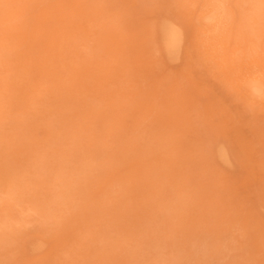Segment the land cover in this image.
<instances>
[{"label": "rangeland", "instance_id": "rangeland-1", "mask_svg": "<svg viewBox=\"0 0 264 264\" xmlns=\"http://www.w3.org/2000/svg\"><path fill=\"white\" fill-rule=\"evenodd\" d=\"M44 1L45 3H43ZM81 1H85L86 3ZM87 1L5 0L2 1L4 4H2V2L0 3V17L3 18L2 22L0 18V25L4 24L0 28V41L3 40V42H0V72L4 73H2V76H0V101L3 100V102H0V108H2L0 110V117H4L6 120L8 119L6 121L5 119L0 118V184H2L0 187V264H32L34 261L36 262L33 264H37L38 260L40 261L38 262V264H162L163 262L164 264H166L165 262H167V264H264V259H262L264 258V105L261 106V104H264V101H261L264 99V97L254 96L253 94H251V96L247 89L241 88H247V86L243 85L246 83V81L254 78L255 76H260V74L264 72V52H262V48L264 50V12L261 13V11L264 9V6L263 9H260V7H262L261 5L264 4V0L262 2L258 0L260 7L259 4H257V0L253 2V7L250 4L253 0H250L251 2L249 0H246V5H244L246 3L245 1L226 0L227 3H229L227 6H224V3L227 4L226 1L223 0L222 2V0H217L220 3H223V5H220L219 8L216 7V9L218 8L217 10L214 9L217 5L213 7V5L217 2H213L215 0H210L211 2H209V0H201L200 2L203 3H200L199 0V3L195 0H191L192 3H190V0H188L189 2L186 0L187 6L185 5V2H183V0H93L95 2L97 1L96 3L94 2L95 4H91L93 2H90L91 0L89 2ZM179 1L183 3H179ZM193 1L197 3H193ZM206 1L208 2L209 7H207L208 4L205 5V3H207ZM235 1L239 6L235 4ZM9 2L11 3V10L9 8H5L6 5L9 6ZM178 3L179 5L183 4V7L181 5L180 7ZM210 3H212L213 5L211 6ZM233 3L236 6H234ZM195 4H197V7H195ZM3 5L4 7H2V9L1 6ZM92 5H95L96 7ZM191 5L193 6V8ZM203 5L206 7H204ZM248 5H250V7ZM245 6L249 10H256L257 13L259 12V10L257 11L258 7L260 9L261 15H258L259 13L257 14L256 12L252 13L253 10H251V13H249L250 11H246L247 8L245 9ZM200 7L206 8L204 9L206 12H202V14L200 11ZM210 7H212V11H214V14L210 11ZM237 7H241V10H238ZM224 8L227 13H224ZM6 9H8L10 15L7 14L8 12H6ZM204 10L202 9V11ZM218 10L221 12H219ZM244 10L248 12L247 17L250 16L252 18V15L257 14L259 18H262L259 19V21H261V24L256 21V19L258 20V16L256 18H254L253 16V18L250 19L251 22L253 21L255 23L256 21L255 25L257 26L252 27L254 26V23L252 22V25L249 22L251 26L250 27L246 20L244 23V17L247 19ZM208 12L212 13L213 18L209 16L211 14ZM217 12H219L220 15ZM228 12H231L233 14L234 18L230 19L232 21L234 20V25H229L233 23H231V20H228L229 24L228 22H225L227 21V19H225L226 16L232 17L231 13L228 16ZM2 13L4 15L7 14L8 16L6 15L4 18V15ZM204 13L207 17L204 16ZM221 13L223 20H217L218 23H216L218 25L216 26L215 19H217V17L221 19ZM238 13H243V15L241 16V14ZM99 14L100 17H98L97 19V15ZM101 15H103L104 17ZM9 16H11L13 19L15 18L16 20H13ZM198 16L201 18H199ZM240 16L241 18L243 16L244 17L241 19ZM162 17H166V20ZM167 17L170 18V20L172 19V23L174 21L176 25L177 23L180 24L178 26H181L183 29H185V31H182L185 32L184 37H187V39H184V43H182V51L184 53L181 51L182 54L180 53L179 55H182L181 58L179 57L174 60H170L168 56H163L165 52L162 51V44H160L161 41L159 40L160 37L158 38L160 34L157 33L158 36L154 35L156 34L155 32H160V29L157 30L159 28V26H157L159 22V25L166 21L170 22ZM210 17L213 21L208 20L210 19ZM206 18L208 19L206 20ZM239 18L242 20L241 22L238 20ZM9 19L10 22L7 23L6 21H9ZM248 19L247 21H249ZM11 20H13L14 22H12ZM175 20L178 21L175 22ZM221 21H223L224 23ZM208 22L209 24H206ZM199 23H202L203 25H205V27L203 25L200 26ZM243 23L247 24L249 27L244 25ZM11 24L15 25L12 26ZM219 24H221L222 28L219 27ZM222 24H225V26L227 27L223 29L224 25ZM240 25H243L242 28H240ZM202 26L204 28H202ZM206 26H208V29ZM14 27L16 28L14 29ZM213 27H215V29ZM238 27L240 29L247 27L245 28V30H248L247 32H245L244 29L237 30ZM151 28L155 31L151 32ZM209 28L212 32L209 30ZM251 28L253 30H255L256 28V30L253 31ZM186 29H188V31H186ZM206 30L207 32L210 31L208 32L209 37L213 41L208 39L209 37H207L208 33H206ZM222 30L225 33L228 32L227 30L230 31L228 32L230 33V35L226 34L229 39L226 38L225 34V37L223 36L224 32ZM234 30L239 32H235ZM216 31L217 34L215 33V35H219L217 36L218 38L213 35V32ZM76 32L80 33V35L82 34V38ZM252 32L255 34H253ZM202 33L204 35H202ZM210 33H213L212 35L215 39H213L212 35L210 36ZM247 33H249L250 35L248 34V38L245 39L247 37L245 34ZM257 33L259 36L257 35ZM234 34L237 35V38L239 37V34L241 36L243 34L240 39L242 40L245 37L243 40L247 41L244 42L242 40V42H240L241 40L238 38L237 40L239 41L237 42L236 37H234L236 35ZM251 35L256 38L258 36L257 39L254 38L255 43H258L257 41H259L256 47H254L255 43L251 42H254V40H251ZM220 36L222 37L219 38ZM75 38H78V41ZM26 39L28 40L26 41ZM219 40L220 43L218 42ZM249 41L250 44H253L254 46H251L249 44V46H247V42L249 43ZM80 42L82 44V47ZM156 43L158 44V46H156ZM213 43L216 44V49H213V47L215 48V45H212ZM242 43L243 46H240ZM1 44L3 45V48ZM235 44L236 47L238 46V48L235 47ZM153 45L155 51L152 49ZM210 45V48H212L213 51L212 49L209 50L210 48H206ZM233 47H235L236 50L235 48L232 49ZM239 47H242L241 50ZM247 47L253 49V52H250L251 49ZM101 48L102 50H100ZM257 48L259 49V51ZM76 49L78 51H75ZM237 49L240 50H238L240 54H244V52L245 54L240 55ZM247 49L249 50V53H247ZM255 49H257L258 53H256ZM220 50H222L223 52ZM10 52L12 56H9ZM154 52H156V55H153L155 54ZM261 52L263 53V55L261 54ZM88 53L90 55H88ZM157 53H159L158 55H161V57H157ZM235 53L236 55L238 54V57H240L238 59L239 62H237L238 57L235 55ZM92 55L95 58L92 57ZM245 55H248L249 58ZM224 56L225 58H223ZM242 56L245 59H242ZM256 56L259 58H257ZM166 59L168 60V62L166 61ZM178 59L180 60L178 61ZM230 59L234 60L232 61L233 63L231 62L234 68H231V66L229 65L231 61ZM195 60H197V64L195 63ZM160 62H162L163 64H160ZM223 62L227 65L223 64ZM243 62L244 64H242ZM259 62L261 63V65H258L260 64ZM3 64H5V66ZM236 64L239 65L236 66ZM162 65H167L164 67V70ZM215 65L216 67H214ZM227 66L231 68V71L230 68L229 70H227ZM238 66V71L240 73L244 71V75L238 73L236 68ZM260 67L263 69L262 72V69L260 70ZM218 68H221L223 72ZM241 68L243 69L241 70ZM217 70L218 72H216ZM234 70L236 73L234 72ZM250 70L253 71V73L254 70H256V73L253 75V73L251 72L252 74L250 73L248 75ZM63 71L67 72L64 73ZM219 71L222 74H218ZM245 71L247 74L245 73ZM20 72L22 74H19ZM9 73L10 75H8ZM227 73L229 76H231V79L234 82L230 79ZM230 73H235L236 75H230ZM258 73L259 75H257ZM180 75L183 79L186 80H182V82V78H179L181 77ZM218 75L220 77H218ZM239 75H241V77ZM263 75L261 74V76ZM235 77H239L240 79L238 78L237 80H235ZM223 78H228L229 81L228 79L226 81H228L230 84L234 83L238 85L240 89L237 86L233 88L234 84L233 86L229 85V83L226 82ZM261 78H263L264 80V77ZM23 79L27 81H23ZM221 80H224L225 82H222ZM241 80L243 81V84ZM236 81L238 82L236 83ZM225 83H228L229 86H227ZM108 84H110L111 86ZM193 84H195V86H193ZM118 86L121 88H119ZM40 87L41 89H43L42 91H40ZM230 88H232L233 90H231ZM237 90H240L238 91L240 93H238ZM39 91L42 93H40ZM43 91L45 93H43ZM234 91L235 94L237 93V96H235ZM176 92L180 93L177 94ZM38 93L41 95H39ZM159 93L161 95H159ZM194 93L198 96L194 95ZM47 94L50 97H48ZM79 94L81 97L79 96ZM180 94L182 95L179 96ZM238 94L240 96H238ZM247 94L248 97L253 98L247 99ZM213 95H215V98H212L214 100L211 99ZM37 96L38 98H36ZM217 96L218 98H216ZM237 97L239 98L237 99ZM35 98L38 101H36ZM42 98L44 101L41 103L40 100H42ZM205 98L207 99V101ZM254 99H257L258 101H254ZM55 101L56 103L54 104ZM63 101L65 103H63ZM157 101L159 103H157ZM244 101H247V104ZM254 102L256 104H254ZM257 102L260 104L258 106L260 107V109L256 108L258 105ZM85 103H87V105ZM103 103L105 105H103ZM172 103H174L175 105ZM38 104L40 106H38ZM252 105H256L254 107L256 108L255 112H253L254 109ZM227 111L229 112L227 113ZM43 112H45L46 115L48 113L49 116L47 115V118L45 117L44 119H42L43 116H46ZM35 113H37V115ZM165 113H167V116ZM52 114H55V117L56 115H58L57 117H59L60 115L62 116H60L58 120L51 116ZM149 116L151 117L149 118ZM33 117L35 120L33 119ZM202 117L203 120H201ZM38 118L40 119V121ZM81 119L82 121H80ZM142 119H144L143 122ZM146 119H148L149 122H147ZM45 121L46 123L48 122L47 125L51 123L53 124V122L55 123L56 121L55 124H57V126H55V124H53L54 126L52 124L51 126H47L44 124ZM34 123H36L37 126ZM142 123L144 124L142 125ZM31 126L33 128H31ZM59 126L61 127L59 128ZM123 126L125 128H123ZM206 126L208 128L210 126L211 127L209 129H206ZM212 127L214 128L212 129ZM2 128L3 130H1ZM60 129H62L63 131ZM134 129L137 132L134 131ZM42 130L44 132H42ZM78 130L79 132L81 131V133H79ZM98 131L100 135L98 134ZM38 132L40 133L38 134ZM213 138V141L218 143L214 144V142H212V144L211 142H209L211 141L210 139ZM111 139H116V141H113ZM122 139L123 141H121ZM140 139H142V141ZM57 140H59L60 143ZM109 141L112 143L110 144ZM127 142L128 144H126ZM56 143H58L59 145ZM137 143L139 146L136 145ZM210 143L212 149L214 148L216 150L211 151ZM222 143L224 144L222 145ZM144 144L145 146H148V148H145ZM168 144L169 146H166ZM141 145L143 146V148H140L142 147ZM214 145L216 146L213 147ZM221 145L223 146L222 148ZM111 146L113 148H111ZM217 146L220 148H218ZM227 146L230 151H228V149L226 150ZM40 147L45 148L42 149ZM146 150L150 151L147 152ZM139 151L143 152H141L140 154ZM102 152L104 153V155H102ZM130 153L132 154V156L130 155ZM143 153L144 155H142ZM218 153L222 157L218 156ZM226 153L229 155H227V157H229L230 160L225 157ZM5 154L8 156L6 157ZM212 154L216 158L214 157L213 159ZM119 155H121L120 157L123 156L122 159L118 157ZM129 155L130 157L128 158ZM72 157L74 159L76 158L77 160H74ZM30 158H32V161ZM130 159L133 160L130 161ZM52 160H54V162ZM70 160L72 161L69 162ZM92 161L96 162L93 163ZM221 161L225 164H223ZM226 161L228 162L227 165ZM10 162L12 163L10 164ZM45 162L48 164H45ZM107 162L110 164L109 166L107 165ZM231 163L233 164V166L231 165ZM35 165L36 167H38H35L36 170L33 167ZM88 165L90 167H88ZM98 165L100 166V169L98 168ZM11 167L15 168L11 169ZM40 167L43 172L40 171ZM84 167L85 169H82ZM109 167H111L112 170ZM86 168L89 172H85ZM108 168L110 169V171ZM75 170L79 171L77 172V176ZM221 170H223V172ZM90 171H93L94 173ZM163 171H165L164 174ZM113 173L116 174L114 175ZM78 174H81L79 175V178H77ZM50 175L52 178H48L50 177ZM163 176H165V178ZM40 177L41 179H43L44 177V179L41 180ZM99 177L101 180L99 179ZM70 178L72 179L70 180ZM75 178H77L78 180H74ZM28 179L29 181H27ZM46 181H48L49 183ZM67 181L70 182L69 185L71 186L68 185L67 187ZM77 181L78 184L81 185H78L76 183ZM112 181H114L116 184ZM12 182H14V184ZM46 183L48 185H46ZM61 183L64 185L66 183L67 184L64 186ZM161 183L164 187H162ZM169 183L171 184L170 186H168ZM27 185H29V187ZM36 185L39 188H37ZM55 185L57 186L56 189ZM60 185H62L63 187ZM117 185L120 186L123 190L117 187ZM10 186H13L14 188L11 187L12 189H10ZM142 186L144 187V189ZM73 187L74 189H72ZM201 187H207V190L203 191L205 193L199 190ZM13 189L15 190L13 191ZM140 189H142V191ZM68 190H70V194L68 193ZM73 190L74 192H72ZM136 190L140 193L136 192ZM8 191H10V193ZM49 191L52 192V194L49 193ZM53 192H55L54 194L59 201H55V199L57 198L53 197L55 196ZM59 192L62 193L60 194ZM80 192H82L81 195ZM45 193H47L50 197H48ZM120 193L122 194V196L120 195ZM14 195L16 196L14 197ZM58 195L61 197H59ZM65 195L67 197H65ZM187 196L188 198H186ZM69 197H71L73 200ZM76 197H78V199L74 200ZM183 198L186 199H184L185 202ZM69 199L72 200L71 203ZM109 199L110 202L108 201ZM173 199H176V201H173ZM188 199H193L194 202L192 200L189 201ZM196 199L197 201H195ZM146 200H148L149 202H147ZM177 200L179 201L177 202ZM187 200L189 201V203ZM53 201H55L56 204ZM51 202L54 206L56 205V208L52 205ZM62 202L64 204H62ZM174 202L176 205L174 204ZM5 203L8 205H6ZM58 203L59 207L57 206ZM115 203L117 204L115 205ZM127 203H129V205ZM134 204L136 206H134ZM9 205L11 207L13 206L12 211L9 209ZM117 205L118 207L119 205H121L119 209ZM170 205L173 207L169 208ZM18 206H20V208ZM60 206L65 207V209L63 207L61 208ZM185 206H187L188 208ZM3 207H5L6 210H4L5 208L3 209ZM179 207L181 209H179ZM183 207L184 209L187 208V210H184ZM17 208L20 210H18ZM56 209L58 211L56 212L57 215L58 213L61 214L60 219H58L59 215L57 216L55 213ZM126 209H128V211H125ZM169 209H171L172 213L169 212ZM177 209L179 210V214H177ZM8 210H10L11 212ZM108 210H110L111 212ZM131 210L133 212H130ZM25 211H27L26 213L27 215H29V218H23L26 215ZM46 211L48 213L45 214L44 212ZM66 211L68 213H66ZM100 211L103 214H101ZM113 212H117L118 214H114ZM125 212H130L127 214L129 218H127ZM167 212L169 213L168 215H171L172 217L170 219L168 218V220L166 217L168 216L167 214L164 218V214ZM121 213L125 215H122ZM158 213H160L159 216ZM48 214H50V216ZM173 214H176V219H174ZM43 215L45 217H43ZM34 216L36 220L33 219ZM19 217L20 219H18ZM157 217H159L160 219H158ZM39 218L40 220H45L43 223L44 226L43 224H41L42 220L40 221ZM3 219L9 220V222L7 223L6 220V223H4ZM37 219L40 223L37 222ZM110 219L112 222L109 223L107 220L110 221ZM138 219H140V221ZM14 220H16V222H14ZM141 220L145 222V225ZM17 221H19L21 224L17 223ZM50 221H57V223L52 222L51 224ZM58 222L60 224H58ZM162 222H164L163 225H161ZM48 223H50L51 226ZM146 223L148 224L146 225ZM138 224L139 227H137ZM2 225L4 227H2ZM6 225L8 228L6 227ZM57 225L59 226V228ZM164 225H166V227L168 228L166 229L167 231L164 230V228H166ZM113 227L115 228V234L113 232ZM132 227H136V229L133 230ZM249 227L253 228V230ZM36 228H39V230ZM141 228L143 229L140 230ZM152 230H155L154 233L156 236H154L153 232L151 233ZM247 230L249 231L247 232ZM98 231H100V234ZM162 231L166 232L163 233ZM136 232L138 233L136 234ZM44 233H47L48 235H43ZM168 233H170V235ZM33 237L34 239L38 240H34ZM173 237H175L176 240H174ZM28 238L31 239L27 240ZM91 239H94L95 241ZM172 239L174 243H171ZM120 240L122 241V244ZM2 242H4L5 244L7 243V245ZM131 242L132 245L134 244V242L135 244L132 246ZM41 243L43 248L42 246L39 247V244ZM106 243L109 245H106ZM8 244H10L11 246H8ZM193 246L195 248H193ZM127 247H129V249H127ZM119 248L121 251L118 250ZM193 249L195 250V252ZM119 254H121L120 257ZM139 257L142 258L140 259ZM160 260H163V262Z\"/></svg>", "mask_w": 264, "mask_h": 264}, {"label": "bare ground", "instance_id": "bare-ground-1", "mask_svg": "<svg viewBox=\"0 0 264 264\" xmlns=\"http://www.w3.org/2000/svg\"><path fill=\"white\" fill-rule=\"evenodd\" d=\"M0 1H1V0H0ZM2 1H5V0H2ZM2 1H1V2H2ZM9 1H10V0H9ZM14 1H15V0H14ZM42 1H43V0H42ZM86 1H87V0H86ZM89 1H90V0H89ZM89 1H87V2H89ZM92 1H93V0H91L90 2H92ZM187 1H188V0H187ZM195 1L198 2V0H195ZM195 1H193V3H197V2H195ZM200 1H201V0H199V2H200ZM202 1H203V0H202ZM207 1H208V0H207ZM207 1H206V2H207ZM211 1H212V0H211ZM211 1L209 0V2H211ZM216 1H217V0H215V1H213V2H216ZM220 1H221V0H220ZM224 1H226V0H224ZM241 1H245V2H246L244 5L247 4V1H246V0H241ZM241 1H240V2H241ZM249 1H250V0H249ZM254 1H256V0H253L252 3H250V4H251V5L254 4V3H253ZM257 1H258V0H257ZM259 1L262 2L263 0H259ZM259 1H258L257 4H259ZM1 2H0V3H1ZM62 2H63V1H62ZM81 2L86 3L85 1H81ZM94 2H95V1H93L91 4H95L97 1H96L95 3H94ZM102 2H103V1H102ZM176 2H177V1H176ZM183 2H185V5H186V0H185V1L183 0ZM183 2H180V1H179V3H183ZM188 2H189V1H188ZM199 2H198V3H199ZM204 2H205V1H204ZM222 2H223V0H222ZM222 2H221V3H222ZM228 2H229V1H228ZM250 2H251V1H250ZM5 3H6V2H5ZM9 3H10V2H9ZM9 3H8V4H9ZM25 3H26V2H25ZM29 3H30V2H29ZM43 3H45V1H44ZM99 3H101V2H99ZM179 3H178V5H179ZM190 3H192L191 0H190ZM200 3H203V2H200ZM219 3H220V2L217 1L214 5H213L212 3H210V5H211V6L213 5V7H214L215 5H217V6H215V8H214V9H216V7L219 8L220 5H221V6L223 5V3H222V4H221V3L219 4ZM226 3H227V1H226ZM255 3H256V2H255ZM2 4H4V3L2 2ZM6 4H7V3H6ZM35 4H36V2H35ZM41 4H42V3H41ZM41 4H40V5H41ZM88 4H89V3H88ZM111 4H112V3H111ZM207 4H208V2L205 3V5H207ZM218 4H219V5H218ZM228 4H229V3H227V4L224 3V6H227ZM233 4H234V3H233ZM235 4H237L236 1H235ZM235 4H234V6H236ZM240 4H241V3H240ZM242 4H243V3H242ZM0 5H1V4H0ZM80 5H81V4H80ZM180 5L182 6L183 4H180ZM180 5H179V6H180ZM188 5H189V4H188ZM196 5H197V4H195V7H197ZM201 5H202V4H201ZM237 5H238V4H237ZM7 6H8V5H6L5 8H9L10 10L12 9V8H10L11 3L9 4L8 7H7ZM92 6H95V5H92ZM99 6H100V5H99ZM181 6H180V7H181ZM186 6H187V5H186ZM186 6H184V7H186ZM191 6H192V5H191ZM203 6H204V5H203ZM203 6H202V7H203ZM238 6H239V5H238ZM242 6H243V5H242ZM248 6L250 7V5H248ZM253 6H254V5H252V7H253ZM256 6H257V5H256ZM256 6H255V7H256ZM261 6H262V7H260V4H259L260 9H261V8L263 9L264 4H262ZM2 7H4V5L1 6V8H2ZM38 7H39V6H38ZM95 7H96V6H95ZM182 7H183V6H182ZM195 7H194V9H195ZM198 7H199V6H198ZM204 7H206V6H204ZM207 7H209V4L207 5ZM252 7H251V8H252ZM255 7H254V8H255ZM5 8H4V10H5ZM17 8H18V7H17ZM188 8H190V7H188ZM188 8H187V9H188ZM192 8H193V6H192ZM218 8H217V9H218ZM237 8H238V7H237ZM246 8H247V7L245 6V9H246ZM2 9H3V8H2ZM2 9H1V10H2ZM89 9H90V7H89ZM107 9H108V7H107ZM202 9L204 10V9H206V8H201V7H200V11H201V13H202V12H206L205 10L202 11ZM210 9H211L210 11L213 12V14H214V11H212V7H210ZM217 9H216V10H217ZM221 9H222V7H221ZM239 9L241 10V7L238 8V10H239ZM255 9H256V8H255ZM260 9L257 7V11L259 10V12H258L259 14L256 12V10H254V9H251V10H253L252 13H253V12H254V13L256 12L258 15H261V13L264 12V11H263L264 9L261 11V13H260ZM17 10H18V9H17ZM91 10H92V9H91ZM189 10H190V9H189ZM223 10L225 11V8H224ZM226 10H227V9H226ZM248 10H249V9L247 8L246 11H248ZM251 10H249V11H250L249 13H251ZM35 11H36V9H35ZM92 11H93V10H92ZM183 11H184V10H183ZM208 11H209V9H208ZM218 11H219V10H218ZM224 11H223V12H224ZM228 11H229V9H228ZM244 11H245V10H244ZM246 11H245L244 13H246V17H247V16H248V15H247L248 12H246ZM6 12H8L7 14H9L8 9H6ZM194 12H195V11H194ZM211 12H208V13L211 14V15H209V14H208V15L212 17L213 15H212ZM219 12H221V11H219ZM219 12H217V13L219 14ZM242 12H243V9H242ZM11 13H12V12H11ZM27 13H28V12H27ZM95 13H96V12H95ZM98 13H99V12H98ZM224 13H227V11H225ZM230 13H231V12H230ZM230 13L228 12V16H229ZM2 14H3V13H2ZM7 14H5V15L3 14V15H4V18H5V16H6ZM88 14H90V13H88ZM102 14H104V13H102ZM124 14H125V13H124ZM124 14H123V15H124ZM202 14H203V13H202ZM204 14H205V13H204ZM215 14H216V13H215ZM231 14H232V13H231ZM238 14H241V13H238ZM257 14H256V15H252V18H253V16H254V18H256V17L258 16ZM0 15H1V14H0ZM9 15H10V14H9ZM83 15H84V14H83ZM160 15H162V14H160ZM219 15H220V14H219ZM219 15H218V16H219ZM226 15H227V14H226ZM226 15H225V16H226ZM242 15H243V13L241 14V16H242ZM244 15H245V14H244ZM262 15H263V14H262ZM7 16H8V15H7ZM23 16H24V15H23ZM38 16H39V15H38ZM71 16H72V15H71ZM101 16H103V15H101ZM157 16H158V15H157ZM201 16H202V15H201ZM204 16H206V14H205ZM230 16H231V15H230ZM241 16H240V18H241ZM9 17H11V16H9ZM9 17H8V18H9ZM92 17H93V16H92ZM98 17H100V14L97 15V19H98ZM103 17H104V16H103ZM108 17H109V16H108ZM128 17H129V16H128ZM160 17H161V16H160ZM160 17H159V18H160ZM198 17H199V16H198ZM206 17H207V16H206ZM211 17H210V19L206 18V20H207V19H208V20H212L213 17H212V18H211ZM215 17H217V16H215ZM226 17H227V16H226ZM226 17H225V19H227V21H225V22H228V20H231L230 18H234V17H233V14H232V17H227V18H226ZM238 17H239V15H238ZM243 17H244V16H243ZM243 17H242V18H243ZM263 17H264V16H263ZM0 18H1V17H0ZM11 18H12V17H11ZM34 18H35V17H34ZM88 18H89V16H88ZM157 18H158V17H157ZM162 18H165V20H166V17H162ZM199 18H201V17H199ZM240 18H239L238 20L241 22V21H242V20H241L242 18H241V19H240ZM248 18H249V19H248ZM252 18H251L250 16L247 17V19L249 20V21H247V19L244 17V21H243V22L245 23V20H246V22H247L248 24H249V22H250V23L253 25L254 22L252 21V22H253V23H252V22L250 21V19H252ZM257 18H258V20L256 19V21L260 23L261 21H259V19H262V18H259V16H258ZM2 19H3V18H1V22L3 21ZM12 19H13V18H12ZM160 19H161V18H160ZM167 19L170 20V18H168V17H167ZM204 19H205V18H204ZM225 19H224V20H225ZM13 20H16V19L14 18ZM13 20H11V21L14 22ZM92 20H94V19H92ZM158 20H159V19H158ZM171 20H172V19H171ZM171 20H170V22L166 21V22H164V23H161L160 25H159L160 22L158 21L159 23L157 22V23H158L157 26H159V28H158L157 30L160 29V32H161V33H160V32H155L156 34H154V33H153V34H154V35H157V33L160 34V36H158V35H157V36H158V38L160 37L159 40H160L161 42H160V41H159V42H160V44H162V45H161V46H162V49H163L162 51L165 52V54H164L163 56H164V57L168 56V58H169L170 60H174V59H177V58H179V57L181 58L182 55H181V56H179V55H180V53H181V51H182V49H183V48H182V45H183L182 43H184V41H185L184 39H185V38L187 39V37H184V35H185V32H184L185 29H183L181 26H178V25H180V24H178V23H177V25H176V24L174 23V21H173V23H172ZM173 20H174V19H173ZM215 20H216L215 23L217 22V20H223V19H222V13H221V19L217 17V19H215ZM263 20H264V19H263ZM263 20H262V21H263ZM96 21H97V20H96ZM96 21H95V22H96ZM160 21H161V20H160ZM176 21H178V20H175V22H176ZM179 21H180V20H179ZM203 21H205V20H203ZM212 21H213V20H212ZM212 21H211V23H212ZM233 21H234V20H233ZM233 21L231 20V23H232ZM254 21H255V19H254ZM256 21H255V23H256ZM1 22H0V23H1ZM4 22H5V21H4ZM4 22H3V23H4ZM6 22L9 23V22H10V19H9V21H6ZM6 22H5V23H6ZM91 22H92V21H91ZM116 22H117V21H116ZM116 22H115V23H116ZM195 22H196V21H195ZM206 22H207V21H206ZM219 22H220V21H219ZM221 22H223V21H221ZM179 23H181V22H179ZM204 23H205V22H204ZM213 23H214V22H213ZM215 23H214V24H215ZM217 23H218V22H217ZM217 23H216V26L218 25ZM223 23H224V22H223ZM236 23H237V22H236ZM244 23H243V24H244ZM255 23H254V26H252V27L257 26V25H255ZM263 23H264V21H263ZM199 24H200V23H199ZM206 24H209V22L206 23ZM214 24H213V25H214ZM228 24H229V22H228ZM228 24H227V25H228ZM260 24H261V23H260ZM260 24H259V25H260ZM3 25H4V24L0 25V28H1V26H3ZM9 25H10V24H9ZM11 25H12V24H11ZM13 25H15V24H13ZM13 25H12V26H13ZM96 25H97V23H96ZM201 25H203V24L201 23L200 26H201ZM213 25H212V26H213ZM219 25H220L219 27H221V24H219ZM222 25H224V26H223V27H224L223 29H225V28L227 27V26H225V24H222ZM229 25H234V22H233L232 24H229ZM244 25L248 26L247 24H244ZM259 25H258V27H259ZM182 26H183V25H182ZM190 26H191V25H190ZM203 26L205 27V25H203ZM203 26H202V28H204ZM210 26H211V25H210ZM237 26H238V24H237ZM240 26H241V25H240ZM242 26H243V25H242ZM242 26H241L240 28H242ZM249 26H250V24H249ZM249 26H248V27H249ZM260 26H261V25H260ZM6 27H7V26H6ZM180 27H181L182 29H181ZM206 27H207V29H208V26H206ZM219 27H218V28H219ZM250 27H251V26H250ZM15 28H16V27H14V29H15ZM213 28L215 29V27H213ZM221 28H222V27H221ZM221 28H220V29H221ZM230 28H231V27H230ZM233 28H234V27H233ZM240 28L238 27V29H237V28H236V29H237V30H243V29L245 30V28H247V27H245V28H243V29H240ZM114 29H115V28H114ZM195 29H196V28H195ZM205 29H206V28H205ZM227 29H228V28H227ZM236 29H235V30H236ZM251 29H252V28H251ZM263 29H264V27H263ZM263 29H262V31H263ZM4 30H6V29H4ZM28 30H29V29H28ZM63 30H64V29H63ZM116 30H117V29H116ZM151 30H152V28H151ZM157 30H156V31H157ZM182 30H184V31H182ZM209 30H210V28H209ZM216 30H217V29H216ZM230 30H231V29H230ZM235 30H234V31H235ZM247 30H248V29H246L245 32H247ZM252 30H253V29H252ZM255 30H256V28H255ZM255 30H253V31H255ZM111 31H112V30H111ZM153 31H155V30H152L151 32H153ZM186 31H188V29H186ZM210 31H211V30H210ZM210 31H208V32H210ZM214 31H215V30H214ZM222 31H223V30H222ZM222 31H221V32H222ZM227 31L230 32L229 30H227ZM44 32H45V31H44ZM116 32H118V31H116ZM208 32H207V30H206V33H208ZM211 32H212V31H211ZM223 32H224V31H223ZM228 32H227V33L224 32V33H223V36H224V34H225V36H226V34L230 35V33H228ZM231 32H232V31H231ZM235 32H239V31H235ZM235 32H234V33H235ZM245 32H244V33H245ZM248 32H249V31H248ZM250 32H251V30H250ZM76 33H78V32H76ZM110 33H111V32H110ZM118 33H120V32H118ZM123 33H124V32H123ZM135 33H136V32H135ZM204 33H205V31H204ZM213 33H214V34H213ZM213 33H212V34L215 35V33L217 34V31H216V32H213ZM241 33H242V32H241ZM241 33H240V34H241ZM252 33H253V32H252ZM260 33H261V32H260ZM78 34L80 35V33H78ZM78 34H77V35H78ZM96 34H97V33H96ZM187 34H188V33H187ZM187 34H186V35H187ZM212 34L210 33V36H211ZM221 34H222V33H221ZM240 34H239V37H238L239 39L243 36V34H242V36H241ZM248 34H249V33H247V34H245V35L247 36ZM253 34H255V33H253ZM202 35H204V34L202 33ZM213 35H212V36H213ZM234 35H236V34H234ZM237 35H238V33H237ZM237 35L234 36V37H236V40L238 39V38H237ZM249 35H250V34H249ZM257 35H258V33H257ZM263 35H264V34H263ZM263 35H262V36H263ZM151 36H153V35H151ZM157 36H156V37H157ZM187 36H188V35H187ZM205 36H206V35H205ZM205 36H204V37H205ZM217 36H219V35H217ZM217 36L215 35V37H217ZM225 36H224V37H225ZM252 36H253V35H251V38H252V39H251V38H250V39H251V40H254V38H256V37H254V36L252 37ZM258 36H259V35H258ZM258 36H257V38H258ZM1 37H2V35H1ZM80 37L82 38V34L80 35ZM86 37H87V36H86ZM154 37H155V36H154ZM207 37H209V33H208V36H207ZM221 37H222V36H220L219 38H221ZM263 37H264V36H263ZM263 37H262V38H263ZM27 38H28V37H27ZM198 38H199V36H198ZM217 38H218V37H217ZM226 38H228V36H226ZM244 38H245V37H244ZM244 38H243V39H244ZM247 38H248V36H247L245 39H247ZM257 38H256V39H257ZM260 38H261V36H260ZM260 38H259V39H260ZM75 39H77V41H78V38H75ZM208 39H210V37H209ZM213 39H215L214 36H213ZM228 39H229V38H228ZM243 39H242V40H243ZM250 39H248V40H250ZM27 40H28V39H26V41H27ZM149 40H151V39H149ZM155 40H156V39H155ZM203 40H204V39H203ZM210 40H211V39H210ZM240 40H241V39H240ZM242 40H241L240 42H242ZM14 41H15V40H14ZM65 41H66V40H65ZM151 41H153V40H151ZM157 41H158V40H157ZM206 41H209V40H206ZM211 41H213V40H211ZM221 41H222V40H221ZM225 41H226V40H225ZM225 41H224V42H225ZM238 41H239V40H237V42H238ZM243 41H244V40H243ZM246 41H247V40H246ZM246 41H244V42H246ZM256 41H257V40H256ZM0 42H3V40L0 41ZM5 42H6V41H5ZM11 42H12V41H11ZM81 42H82V41H81ZM81 42H80V44H81ZM215 42H216V41H215ZM218 42L220 43V40H219ZM251 42H252V43H255V40H254V42H253V41H251ZM257 42L259 43V41H257ZM9 43H10V42H9ZM152 43H153V42H152ZM187 43H188V42H187ZM205 43H206V42H205ZM211 43H212V42H211ZM219 43H218V44H219ZM258 43H255V44H254L255 46H254L253 44H250V41H249V43L247 42V46H249V45L252 46V45H253L254 47H256V45H257ZM2 44H3V43H2ZM2 44H1V45H2ZM24 44H25V43H24ZM30 44H31V43H30ZM97 44H98V43H97ZM153 44H154V43H153ZM203 44H204V43H203ZM206 44H207V43H206ZM209 44H210V43H209ZM218 44H217V46H218ZM239 44H240V43H239ZM248 44H249V45H248ZM207 45H208V44H207ZM212 45H213V46L215 45V48L213 47V49H216V44L213 43ZM223 45H224V44H223ZM156 46H158L157 43H156ZM190 46H191V45H190ZM200 46H201V45H200ZM203 46H205V45H203ZM203 46H202V47H203ZM224 46H225V45H224ZM240 46H243V43H242ZM244 46H245V44H244ZM0 47H1V46H0ZM81 47H82V44H81ZM85 47H86V46H85ZM149 47H150V46H149ZM159 47H160V46H159ZM210 47H211V45L208 46V47H206V48L209 49ZM221 47H222V46H221ZM235 47H236V44H235ZM235 47H233L232 49H234ZM258 47H259V46H258ZM263 47H264V46H263ZM2 48H3V45H2ZM20 48H21V47H20ZM34 48H35V47H34ZM63 48H64V47H63ZM83 48H84V47H83ZM199 48H200V47H199ZM203 48H204V47H203ZM203 48H202V49H203ZM219 48H220V47H219ZM236 48H238V46H237ZM236 48H235V50H236ZM239 48H240V47H239ZM241 48H242V47H241ZM241 48H240V50H241ZM243 48H245V47H243ZM247 48H250V47H247ZM4 49H5V48H4ZM8 49H9V48H8ZM86 49H87V48H86ZM98 49H99V46H98ZM152 49L154 50V45H153ZM155 49H156V48H155ZM158 49H160V48H158ZM189 49H190V48H189ZM191 49H192V48H191ZM211 49H212V48H210L209 50H211ZM213 49H212V51H213ZM250 49H251V48H250ZM257 49H258V48H257ZM257 49H255L256 53H258V52H257ZM5 50H6V49H5ZM100 50H102V48H101ZM156 50H157V49H156ZM187 50H188V49H187ZM206 50H207V49H206ZM238 50H239V49H237V51H238ZM240 50H239V51H240ZM251 50H252V51H251ZM251 50H250V52H253V49H251ZM0 51H1V48H0ZM75 51H78V50L76 49ZM80 51H81V50H80ZM105 51H106V50H105ZM154 51H155V50H154ZM157 51H158V50H157ZM157 51H156V52H157ZM200 51H201V50H200ZM220 51H222V50H220ZM237 51H236V53H237ZM239 51H238V52H239ZM247 51H248L247 53H249V50H248V49H247ZM258 51H259V49H258ZM5 52H6V51H5ZM11 52H12V51H11ZM11 52H10L9 56H12V55H11ZM84 52H85V51H84ZM87 52H88V50H87ZM101 52H102V51H101ZM101 52H100V53H101ZM156 52H154L155 54H153V55H156ZM159 52H160V51H159ZM182 52H183V51H182ZM201 52H202V51H201ZM222 52H223V51H222ZM234 52H235V51H234ZM243 52H244V51H243ZM262 52H264L263 48H262ZM262 52H261V54L263 55ZM36 53H37V51H36ZM39 53H41V52H39ZM71 53H72V52H71ZM79 53H80V52H79ZM82 53H83V52H82ZM160 53H161V52H160ZM183 53H184V52H183ZM202 53H203V52H202ZM217 53H218V52H217ZM236 53H235V55H236ZM6 54H7V53H6ZM12 54H13V53H12ZM85 54H86V53H85ZM101 54H102V53H101ZM108 54H109V53H108ZM158 54H159V53H157V55H158ZM181 54H182V53H181ZM221 54H222V53H221ZM239 54H240V52H239ZM244 54H245V52H244ZM244 54H240V55H244ZM252 54H253V53H252ZM88 55H90V54L88 53ZM96 55H97V54H96ZM205 55H206V53H205ZM205 55H204V56H205ZM222 55H223V54H222ZM232 55H233V53H232ZM240 55H239V56H240ZM250 55H251V53H250ZM253 55H254V54H253ZM262 55H261V56H262ZM84 56H85V55H84ZM159 56L161 57V55H158L157 57H159ZM202 56H203V55H202ZM230 56H231V55H230ZM236 56L238 57V54H237ZM245 56L248 57V55H245ZM257 56H258V54H257ZM257 56H256V57H257ZM261 56H260V57H261ZM5 57H6V56H5ZM5 57H4V58H5ZM92 57H94V56L92 55ZM232 57H233V56H232ZM234 57H235V56H234ZM1 58H3V57H1ZM94 58H95V57H94ZM223 58H225V56H224ZM230 58H231V57H230ZM239 58H240V57H238L237 60H238ZM248 58H249V57H248ZM257 58H259V57H257ZM263 58H264V57H263ZM5 59H6V58H5ZM87 59H88V58H87ZM182 59H183V58H182ZM194 59H195V58H194ZM242 59H245V58L242 56ZM8 60H9V59H8ZM76 60H78V59H76ZM179 60H180V59H178V61H179ZM230 60H231V59H230ZM234 60H235V58H234ZM234 60L232 59V60L230 61V63H231L232 61H234ZM263 60H264V59H263ZM166 61L168 62L167 59H166ZM206 61H209V60H206ZM211 61H213V60H211ZM240 61H241V60H240ZM248 61H249V60H248ZM251 61H252V59H251ZM255 61H256V60H255ZM5 62H6V61H5ZM79 62H80V61H79ZM97 62H98V61H97ZM172 62H174V61H172ZM181 62H182V61H181ZM192 62H193V61H192ZM237 62H239V60H238ZM241 62H242V61H241ZM241 62H240V63H241ZM249 62H250V61H249ZM12 63H13V62H12ZM71 63H72V62H71ZM164 63H165V62H164ZM195 63L197 64V60H195ZM195 63H194V64H195ZM230 63H229V65H230L231 68H232V67H233V66H232V63H233V62H232L231 64H230ZM240 63H239V64H240ZM245 63H246V62H245ZM250 63H251V62H250ZM253 63H254V62H253ZM259 63H260V62H259ZM0 64H1V62H0ZM156 64H157V63H156ZM160 64H163V63L160 62ZM168 64H169V63H168ZM176 64H177V63H176ZM179 64H180V63H179ZM189 64H190V63H189ZM189 64H188V65H189ZM223 64H225V63L223 62ZM223 64H222V65H223ZM239 64H236V66L239 65ZM242 64H244V62H243ZM242 64H241V65H242ZM3 65L5 66V64H3ZM6 65H7V64H6ZM9 65H10V63H9ZM14 65H15V64H14ZM82 65H83V64H82ZM170 65H171V64H170ZM225 65H227V64H225ZM250 65H251V64H250ZM258 65H261V63L258 64ZM12 66H13V64H12ZM12 66H11V69H12ZM160 66H161V65H160ZM162 66H163V65H162ZM165 66H167V65H165ZM165 66H163V70H164V67H165ZM189 66H190V65H189ZM243 66H244V65H243ZM255 66H256V65H255ZM6 67H7V66H6ZM93 67H94V66H93ZM183 67H184V66H183ZM214 67H216V65H215ZM224 67H226V66H224ZM224 67H223V69H224ZM227 67H228V66H227ZM241 67H242V66H241ZM253 67H254V66H253ZM256 67H257V66H256ZM15 68H16V67H15ZM70 68H71V67H70ZM89 68H90V67H89ZM159 68H160V67H159ZM166 68H167V67H166ZM190 68H191V67H190ZM229 68H230V67H228V69H227V68H226V69L229 70ZM231 68H230V71H231ZM233 68H234V67H233ZM236 68H237V71H238L239 66L236 67ZM236 68H235V69H236ZM243 68H245V67H243ZM243 68H241V70H242ZM249 68H250V67H249ZM254 68H255V67H254ZM13 69H14V68H13ZM63 69H64V68H63ZM84 69H85V68H84ZM123 69H124V68H123ZM126 69H127V68H126ZM157 69H158V68H157ZM169 69H170V68H169ZM218 69H220V70L223 72V70H222L221 68H218ZM226 69H225V70H226ZM258 69H259V67H258ZM261 69H262V68L260 67V70H261ZM263 69H264V68H263ZM263 69L261 70V72L263 71ZM15 70H16V69H15ZM20 70H21V69H20ZM159 70H161V69H159ZM159 70H158V71H159ZM180 70H181V69H180ZM211 70H212V68H211ZM244 70H245V69H244ZM13 71H14V70H13ZM97 71H99V70H97ZM230 71H228V72H230ZM9 72H10V71H9ZM59 72H60V71H59ZM61 72H62V70H61ZM63 72H64V71H63ZM66 72H67V71H66ZM66 72H64V73H66ZM167 72H168V71H167ZM216 72H218V70H217ZM234 72H235V70H234ZM243 72H244V71H243ZM243 72L240 73V72L238 71V73L241 74V75H244ZM247 72H248V70H247ZM251 72L253 73V71L250 70V72L248 73V75H249ZM257 72H258V71H257ZM261 72H260V73H261ZM2 73H3V72H0V76H2V75L4 74V73H3V74H2ZM6 73H7V71H6ZM13 73H14V72H13ZM71 73H72V72H71ZM99 73H100V72H99ZM103 73H104V72H103ZM176 73H177V72H176ZM220 73H221V72L219 71L218 74H220ZM224 73H225V71H224ZM235 73H236V72H235ZM235 73H234V74H235ZM245 73H246V71H245ZM252 73H251V74H252ZM255 73H256V70H254L253 75H254ZM263 73H264V72H263ZM263 73H261V74L263 75ZM19 74H22V73L20 72ZM79 74H80V73H79ZM203 74H204V73H203ZM221 74H222V73H221ZM232 74H233V73H232ZM232 74L230 73V75H232ZM234 74H233V75H234ZM246 74H247V73H246ZM261 74H260V76H255L254 78L249 79L248 81H246V83H245V81H244V83H245L246 85L243 84V81L241 80V81H242V84H243L244 86H247V88H245V87H241V88L247 89V90L249 91V94H250V95L253 94L254 96L264 97V80H263V78H261V77H264V75L261 76ZM8 75H10V73H9ZM8 75H7V77H8ZM30 75H31V73H30ZM33 75H34V74H33ZM99 75H100V74H99ZM204 75H205V74H204ZM224 75H225V74H224ZM227 75H228V73H227ZM235 75H236V74H235ZM235 75H234V76H235ZM241 75H239V76L241 77ZM257 75H259V73H258ZM23 76H24V75H23ZM167 76H168V75H167ZM180 76H181V75H180ZM194 76H195V75H194ZM228 76H229V75H228ZM237 76H238V75H237ZM13 77H14V76H13ZM13 77H12V78H13ZM42 77H43V76H42ZM218 77H220V76L218 75ZM229 77H230V79H231V76H229ZM229 77H228V78H229ZM243 77H244V76H243ZM247 77H248V76H247ZM249 77H250V76H249ZM10 78H11V77H10ZM55 78H56V76H55ZM80 78H81V77H80ZM82 78H83V77H82ZM118 78H119V77H118ZM179 78L181 79L182 76L179 77ZM225 78H226V77H225ZM225 78H223V79L226 81L228 78H227V79H225ZM235 78H236L235 80H237L239 77H238V78L235 77ZM8 79H9V78H8ZM16 79H17V78H16ZM34 79H35V78H34ZM84 79H86V78H84ZM180 79H179V80H180ZM239 79H240V78H239ZM241 79H242V78H241ZM2 80H3V79H2ZM24 80H25V79H23V81H24ZM32 80H33V79H32ZM49 80H50V79H49ZM78 80H79V79H78ZM88 80H89V79H88ZM93 80H94V79H93ZM182 80H186V79H183V78H182L181 81H182ZM224 80H223V81L221 80V81H222V82H225ZM231 80H232V79H231ZM231 80H230V82H231ZM243 80H245V79H243ZM21 81H22V80H21ZM25 81H27V80H25ZM43 81H44V80H43ZM43 81H42V82H43ZM50 81H51V80H50ZM56 81H57V80H56ZM218 81H219V80H218ZM228 81H229V79H228ZM228 81H226V82H228ZM232 81H233V80H232ZM46 82H48V81H46ZM52 82H54V81H52ZM58 82H59V80H58ZM60 82H61V81H60ZM89 82H90V81H89ZM98 82H99V81H98ZM117 82H118V81H117ZM121 82H122V81H121ZM182 82H183V81H182ZM216 82H217V80H216ZM233 82H234V81H233ZM237 82H238V81H236V83H237ZM104 83H105V82H104ZM127 83H128V81H127ZM174 83H175V82H174ZM218 83H219V82H218ZM218 83H217V84H218ZM228 83H229V82H228ZM228 83H225V84H226L227 86H229V85L233 86V84H234V83H233V84H230V83H229V85H228ZM3 84H4V83H3ZM37 84H38V83H37ZM48 84H49V83H48ZM64 84H65V83H64ZM114 84H115V83H114ZM187 84H189V83H187ZM219 84H220V83H219ZM221 84H222V83H221ZM240 84H241V83H240ZM38 85H39V84H38ZM65 85H66V84H65ZM108 85H110V84H108ZM137 85H138V84H137ZM137 85H136V86H137ZM151 85H152V84H151ZM185 85H186V84H185ZM223 85H224V84H223ZM243 85H241V86H243ZM17 86H18V85H17ZM45 86H46V85H45ZM80 86H81V85H80ZM110 86H111V85H110ZM112 86H113V85H112ZM183 86H184V85H183ZM193 86H195V84H193ZM220 86H221V85H220ZM231 86H230V87H231ZM235 86L239 87L238 85L234 84L233 88H234ZM29 87H30V86H29ZM32 87H33V86H32ZM118 87H119V86H118ZM197 87H198V86H197ZM6 88H7V87H6ZM37 88H38V87H37ZM49 88H50V87H49ZM116 88H117V87H116ZM119 88H121V87H119ZM223 88H225V87H223ZM39 89H40V91L43 90V89H41V87H40ZM97 89H99V88H97ZM102 89H103V88H102ZM162 89H163V88H162ZM181 89H182V88H181ZM190 89H191V88H190ZM195 89H196V88H195ZM195 89H194V90H195ZM230 89L233 90L232 88H230ZM236 89H237V88H236ZM239 89H240V87H239ZM12 90H13V89H12ZM99 90H101V89H99ZM111 90H112V88H111ZM242 90H243V89H242ZM242 90H241V92H242ZM40 91H39V92H40ZM44 91H45V90H44ZM44 91H43V93L46 92V91H45V92H44ZM57 91H58V90H57ZM109 91H110V90H109ZM158 91H159V90H158ZM186 91H188V90H186ZM195 91H196V90H195ZM195 91H194V92H195ZM203 91H204V90H203ZM238 91H240V90H237V92H238ZM245 91H246V90H245ZM245 91H244V92H245ZM37 92H38V91H37ZM191 92H192V91H191ZM244 92H243V93H244ZM8 93H9V92H8ZM19 93H20V92H19ZM40 93H42V92H40ZM66 93H67V91H66ZM90 93H91V92H90ZM161 93H162V92H161ZM176 93H177V92H176ZM179 93H180V92H179ZM179 93H177V94H179ZM183 93H184V92H183ZM192 93H193V92H192ZM238 93H240V92H238ZM0 94H1V93H0ZM38 94H39V93H38ZM38 94H37V95H38ZM77 94H78V93H77ZM92 94H93V92H92ZM94 94H95V93H94ZM129 94H130V93H129ZM234 94H235V91H234ZM236 94H237V93H236ZM236 94H235V96H237ZM245 94H246V93H245ZM245 94H244V98H245ZM39 95H41V94H39ZM45 95H46V94H45ZM47 95H48V94H47ZM159 95H161V94L159 93ZM181 95H182V94H180L179 96H181ZM186 95H187V94H186ZM194 95L198 96V95L195 94V93H194ZM200 95H201V94H200ZM242 95H243V94H242ZM65 96H66V95H65ZM75 96H76V95H75ZM79 96H80V94H79ZM83 96H84V95H83ZM88 96H89V95H88ZM238 96H240V95L238 94ZM251 96H252V95H251ZM48 97H50V96L48 95ZM54 97H55V96H54ZM57 97H58V96H57ZM80 97H81V96H80ZM162 97H163V96H162ZM168 97H169V96H168ZM194 97H195V96H194ZM202 97H203V96H202ZM209 97H210V96H209ZM246 97H248V94L246 95ZM260 97H259V98H260ZM36 98H38V96H37ZM36 98H35V100L38 101ZM39 98H40V97H39ZM52 98H53V97H52ZM68 98H69V97H68ZM117 98H118V96H117ZM148 98H149V97H148ZM182 98H183V97H182ZM212 98H215V95H213V96L211 97V99H212ZM216 98H218V96H217ZM238 98H239V97H237V99H238ZM240 98H241V97H240ZM244 98H243V99H244ZM249 98H253V97H248L247 99H249ZM32 99H33V98H32ZM50 99H51V98H50ZM88 99H89V98H88ZM94 99H95V98H94ZM158 99H159V98H158ZM162 99H163V98H162ZM175 99H176V98H175ZM192 99H193V98H192ZM205 99H206V98H205ZM241 99H242V98H241ZM48 100H49V99H48ZM74 100H75V99H74ZM124 100H125V99H124ZM177 100H178V99H177ZM212 100H214V99H212ZM215 100H217V99H215ZM245 100H246V99H245ZM255 100H257V99H254V101H255ZM40 101H41V103H42V102L44 101L43 98H42V100H40ZM76 101H80V100H76ZM117 101H118V100H117ZM185 101H186V100H185ZM188 101H189V100H188ZM206 101H207V99H206ZM249 101H250V100H249ZM257 101H258V100H257ZM261 101H264V99L261 100ZM0 102H3V100L0 101ZM33 102H34V101H33ZM50 102H51V101H50ZM50 102H49V103H50ZM84 102H85V101H84ZM121 102H122V101H121ZM241 102H242V101H241ZM244 102H245V101H244ZM246 102H247V101H246ZM246 102H245V103H246ZM259 102H260V101H259ZM45 103H46V102H45ZM55 103H56V101L54 102V104H55ZM63 103H65V102L63 101ZM96 103H97V102H96ZM157 103H159V102L157 101ZM197 103H198V101H197ZM257 103H258V102H257ZM262 103H263V102H262ZM85 104L87 105V103H85ZM130 104H131V103H130ZM172 104H174V103H172ZM199 104H200V103H199ZM219 104H220V103H219ZM246 104H247V103H246ZM251 104H252V103H251ZM254 104H256V103L254 102ZM1 105H2V104H1ZM5 105H6V104H5ZM13 105H15V104H13ZM61 105H62V104H61ZM103 105H105V104L103 103ZM174 105H175V104H174ZM259 105H260V104L258 103V105H257L256 108H259V109H260V107H258ZM262 105H264V104H261V106H262ZM31 106H32V105H31ZM34 106H35V105H34ZM38 106H40V105L38 104ZM107 106H108V105H107ZM176 106H177V105H176ZM229 106H230V105H229ZM248 106H249V105H248ZM255 106H256V105H255ZM255 106L252 105V107H253V109H254L253 112H255V109H256V108H254ZM2 107H3V106H2ZM41 107H42V106H41ZM54 107H55V106H54ZM89 107H90V106H89ZM89 107H88V108H89ZM97 107H98V106H97ZM144 107H145V106H144ZM152 107H153V106H152ZM198 107H199V106H198ZM201 107H202V106H201ZM219 107H220V105H219ZM263 107H264V106H263ZM263 107H262V108H263ZM50 108H51V107H50ZM72 108H73V107H72ZM110 108H111V107H110ZM115 108H116V107H115ZM136 108H137V107H136ZM154 108H155V107H154ZM156 108H157V107H156ZM195 108H196V107H195ZM245 108H246V107H245ZM247 108H248V107H247ZM262 108H261V110H262ZM1 109H2V108H0V110H1ZM82 109H83V108H82ZM116 109H117V108H116ZM201 109H202V108H201ZM253 109H251V110H253ZM34 110H35V109H34ZM43 110H44V108H43ZM113 110H114V109H113ZM124 110H125V109H124ZM124 110H123V111H124ZM129 110H130V107H129ZM153 110H155V109H153ZM181 110H182V109H181ZM223 110H224V109H223ZM247 110H249V109H247ZM39 111H40V110H39ZM68 111H69V110H68ZM70 111H71V110H70ZM74 111H75V110H74ZM126 111H127V109H126ZM194 111H195V110H194ZM219 111H220V110H219ZM259 111H260V110H259ZM0 112H1V111H0ZM37 112H38V110H37ZM228 112H229V111H227V113H228ZM249 112H251V111H249ZM43 113H45V112H43ZM132 113H133V112H132ZM137 113H138V112H137ZM151 113H152V112H151ZM258 113H259V112H258ZM261 113H262V112H261ZM35 114L37 115V113H35ZM38 114H41V113H38ZM106 114H107V112H106ZM112 114H113V113H112ZM129 114H130V113H129ZM165 114H166V116H167V113H165ZM165 114H164V115H165ZM178 114H179V113H178ZM246 114H247V113H246ZM45 115H46V113H45ZM47 115H48V113H47ZM47 115H46V116H43V114H42V116H43L42 119H44L45 117L47 118V117L49 116V115H48V116H47ZM77 115H78V114H77ZM164 115H163V116H164ZM247 115H248V114H247ZM258 115H259V114H258ZM260 115H261V114H260ZM40 116H41V115H40ZM42 116H41V117H42ZM51 116H53L54 118L58 119V118H59L60 116H62V115H60L59 117H57L58 115H56V117H55V114H52ZM123 116H124V115H123ZM134 116H135V115H134ZM231 116H232V115H231ZM249 116H250V115H249ZM69 117H70V116H69ZM76 117H77V116H76ZM150 117H151V116H149V118H150ZM199 117H201V116H199ZM242 117H244V116H242ZM0 118L5 119L4 117H0ZM9 118H10V117H9ZM26 118H27V117H26ZM31 118H32V117H31ZM35 118H37V117H35ZM49 118H52V117H49ZM234 118H235V117H234ZM248 118H249V117H248ZM33 119H34V117H33ZM38 119H39V118H38ZM104 119H105V118H104ZM158 119H159V118H158ZM250 119H251V118H250ZM0 120H1V119H0ZM5 120H6V119H5ZM7 120H8V119H7ZM7 120H6V121H7ZM24 120H25V118H24ZM34 120H35V119H34ZM53 120H54V119H53ZM58 120H59V119H58ZM143 120H144V119H142V122H143ZM159 120H160V119H159ZM191 120H192V119H191ZM201 120H203V117H202ZM263 120H264V119H263ZM2 121H3V120H2ZM39 121H40V119H39ZM48 121H49V120H48ZM80 121H82V119H81ZM146 121L149 122L148 119H146ZM146 121H144V122H146ZM155 121H156V120H155ZM164 121H165V120H164ZM58 122H59V121H58ZM85 122H86V121H85ZM129 122H130V121H129ZM158 122H159V121H158ZM202 122H203V121H202ZM204 122H205V121H204ZM19 123H20V122H19ZM55 123H56V121H55ZM55 123L53 122V124H55ZM64 123H65V122H64ZM70 123H73V122H70ZM151 123H152V122H151ZM185 123H186V122H185ZM13 124H14V122H13ZM15 124H16V123H15ZM34 124L36 125V123H34ZM44 124L47 125L48 122L46 123V121H45ZM51 124H52V123H51ZM51 124H49V125H47V126H51ZM53 124H52V125H53ZM116 124H118V123H116ZM140 124H141V123H140ZM143 124H144V123H142V125H143ZM146 124H148V123H146ZM156 124H158V123H156ZM182 124H183V123H182ZM204 124H205V123H204ZM207 124H208V123H207ZM211 124H212V123H211ZM27 125H28V124H27ZM67 125H68V124H67ZM73 125H74V124H73ZM80 125H81V124H80ZM99 125H100V124H99ZM114 125H115V124H114ZM142 125H141V126H142ZM154 125H155V124H154ZM159 125H161V124H159ZM172 125H173V124H172ZM3 126H5V125H3ZM7 126H8V125H7ZM7 126H6V127H7ZM36 126H37V125H36ZM53 126H54V125H53ZM55 126H57V124H55ZM61 126H63V125H61ZM61 126H59V128H60ZM106 126H107V125H106ZM108 126H109V125H108ZM112 126H113V125H112ZM139 126H140V125H139ZM148 126H149V125H148ZM150 126H151V125H150ZM152 126H153V125H152ZM15 127H16V126H15ZM25 127H26V124H25ZM70 127H71V126H70ZM103 127H104V126H103ZM137 127H138V125H137ZM206 127H207V126H206ZM210 127H211V126H210ZM210 127H209V128H210ZM31 128H33V127L31 126ZM43 128H44V127H43ZM63 128H64V127H63ZM63 128H62V129H63ZM89 128H90V127H89ZM123 128H125V127L123 126ZM150 128H151V127H150ZM181 128H182V127H181ZM209 128L207 127L206 129H209ZM213 128H214V127H212V129H213ZM62 129H60V130H62ZM139 129H140V128H139ZM153 129H155V128H153ZM246 129H247V128H246ZM1 130H3V128H2ZM22 130H23V129H22ZM39 130H41V129H39ZM97 130H99V129H97ZM137 130H138V128H137ZM12 131H13V130H12ZM32 131H33V130H32ZM62 131H63V130H62ZM68 131H69V130H68ZM90 131H91V130H90ZM90 131H88V132H90ZM125 131H126V129H125ZM134 131H136V130L134 129ZM212 131H214V130H212ZM231 131H233V130H231ZM42 132H44V131L42 130ZM73 132H74V131H73ZM78 132H79V130H78ZM84 132H85V131H84ZM96 132H97V131H96ZM136 132H137V131H136ZM146 132H147V131H146ZM24 133H25V132H24ZM31 133H33V132H31ZM39 133H40V132H38V134H39ZM79 133H81V131H80ZM12 134H13V133H12ZM25 134H26V133H25ZM27 134H29V133H27ZM64 134H65V133H64ZM86 134H87V133H86ZM98 134H99V131H98ZM132 134H133V133H132ZM165 134H166V133H165ZM99 135H100V134H99ZM121 135H122V134H121ZM128 135H129V134H128ZM252 135H253V134H252ZM62 136H63V135H62ZM64 136H66V135H64ZM91 136H92V135H91ZM93 136H95V135H93ZM116 136H117V135H116ZM122 136H123V135H122ZM125 136H126V134H125ZM141 136H142V135H141ZM160 136H161V135H160ZM217 136H218V135H217ZM57 137H58V136H57ZM57 137H56V138H57ZM60 137H61V136H60ZM12 138H13V137H12ZM63 138H64V137H63ZM109 138H110V137H109ZM119 138H121V137H119ZM138 138H139V137H138ZM20 139H21V138H20ZM51 139H52V138H51ZM83 139H85V138H83ZM159 139H160V138H159ZM32 140H33V139H32ZM63 140H64V139H63ZM104 140H105V139H104ZM107 140H108V139H107ZM111 140H113V139H111ZM114 140L116 141V139H114ZM114 140H113V141H114ZM140 140L142 141V139H140ZM146 140H147V139H146ZM210 140H211V141H209V142H211V143H212V142H214V144H215V143H218V142L213 141L214 138H213V139H210ZM9 141H11V140H9ZM57 141H59V140H57ZM67 141H68V140H67ZM70 141H71V140H70ZM78 141H79V140H78ZM121 141H123V139H122ZM155 141H156V140H155ZM218 141H219V140H218ZM222 141H223V140H222ZM29 142H31V141H29ZM34 142H35V141H34ZM89 142H90V141H89ZM109 142H110V141H109ZM117 142H118V141H117ZM147 142H148V141H147ZM219 142H220V141H219ZM0 143H1V142H0ZM45 143H48V142H45ZM59 143H60V141H59ZM111 143H112V142H110V144H111ZM145 143H146V142H145ZM152 143H153V142H152ZM162 143H163V142H162ZM166 143H167V142H166ZM211 143H210V147H211ZM32 144H33V143H32ZM41 144H42V143H41ZM50 144H51V143H50ZM56 144H58V143H56ZM107 144H108V142H107ZM107 144H106V145H107ZM126 144H128V142H127ZM212 144H213V143H212ZM223 144H224V143H222V145H223ZM16 145H17V144H16ZM37 145H38V144H37ZM48 145H49V144H48ZM58 145H59V144H58ZM66 145H67V144H66ZM69 145H70V144H69ZM104 145H105V144H104ZM136 145H138V143H137ZM153 145H155V144H153ZM158 145H159V144H158ZM218 145H219V144H218ZM222 145H221V148L223 147ZM54 146H56V145H54ZM138 146H139V145H138ZM141 146H142V145H141ZM144 146H145V144H144ZM163 146H164V145H163ZM166 146H169V144L166 145ZM215 146H216V145H214L213 147H215ZM224 146H225V145H224ZM7 147H8V146H7ZM11 147H13V146H11ZM28 147H30V146H28ZM65 147H66V146H65ZM77 147H78V146H77ZM108 147H109V145H108ZM114 147H116V146H114ZM146 147L148 148V146H145V148H146ZM164 147H165V146H164ZM164 147H163V148H164ZM217 147H218V146H217ZM232 147H233V146H232ZM0 148H1V147H0ZM40 148L43 149V148H45V147H40ZM68 148H69V147H68ZM102 148H103V147H102ZM102 148H100V149H102ZM111 148H113V147L111 146ZM128 148H129V147H128ZM140 148H143V146L140 147ZM218 148H220V147H218ZM224 148H226V147H224ZM107 149H110V148H107ZM116 149H117V148H116ZM227 149H228V146H227L226 150H227ZM44 150H45V149H44ZM89 150H90V149H89ZM92 150H93V149H92ZM97 150H99V149H97ZM113 150H114V149H113ZM161 150H162V149H161ZM212 150H216V149H214V148L212 149V147H211V151H212ZM13 151H14V150H13ZM50 151H51V150H50ZM54 151H55V150H54ZM86 151H87V150H86ZM131 151H132V150H131ZM146 151L148 152V151H150V150H146ZM152 151H153V150H152ZM163 151H164V150H163ZM211 151H210V152H211ZM228 151H230V150L228 149ZM231 151H232V150H231ZM10 152H12V151H10ZM19 152H20V151H19ZM26 152H27V151H26ZM30 152H31V151H30ZM52 152H53V151H52ZM56 152H57V151H56ZM56 152H55V153H56ZM139 152H140V154H141V152H143V151H139ZM144 152H145V151H144ZM159 152H160V151H159ZM159 152H158V153H159ZM15 153H16V152H15ZM82 153H83V152H82ZM102 153H103V152H102ZM111 153H113V152H111ZM132 153H135V152H132ZM154 153H155V151H154ZM156 153H157V151H156ZM176 153H177V152H176ZM212 153H214V152H212ZM17 154H18V153H17ZM32 154H33V153H32ZM76 154H77V153H76ZM99 154H100V152H99ZM117 154H118V153H117ZM160 154H161V153H160ZM162 154H163V153H162ZM216 154H217V153H216ZM5 155H6V154H5ZM29 155H30V154H29ZM38 155H40V154H38ZM47 155H48V154H47ZM49 155H50V154H49ZM69 155H70V154H69ZM102 155H104V153H103ZM130 155L132 156L131 153H130ZM130 155L128 156V158L130 157ZM142 155H144V153H143ZM173 155H174V154H173ZM212 155H213V154H212ZM227 155H228V154L226 153V156H225V157H227ZM0 156H1V155H0ZM7 156H8V155H6V157H7ZM58 156H59V155H58ZM64 156H65V155H64ZM66 156H67V155H66ZM109 156H110V155H109ZM112 156H113V155H112ZM116 156H117V155H116ZM120 156H121V155H119L118 157L122 159L123 156H122V157H120ZM146 156H147V155H146ZM165 156H166V155H165ZM218 156H220L219 153H218ZM228 156H229V155H228ZM233 156H234V155H233ZM251 156H252V155H251ZM19 157H20V156H19ZM40 157H42V156H40ZM44 157H45V155H44ZM142 157H143V156H142ZM168 157H169V156H168ZM214 157H215V156L213 155V159H214ZM220 157H222V156H220ZM234 157H235V156H234ZM15 158H16V157H15ZM72 158H73V157H72ZM94 158H95V157H94ZM99 158H100V157H99ZM110 158H111V157H110ZM162 158H163V157H162ZM173 158H174V157H173ZM176 158H177V157H176ZM215 158H216V157H215ZM227 158L229 159V157H227ZM26 159H27V158H26ZM30 159H31V161H32V158H30ZM40 159H41V158H40ZM62 159H63V158H62ZM73 159H74V158H73ZM114 159H115V158H114ZM167 159H168V158H167ZM171 159H172V158H171ZM174 159H175V158H174ZM36 160H38V159H36ZM74 160H77V159L75 158ZM96 160H97V158H96ZM131 160H133V159H130V161H131ZM141 160H142V159H141ZM215 160H216V159H215ZM221 160H222V158H221ZM229 160H230V159H229ZM229 160H228V161H229ZM24 161H25V160H24ZM52 161L54 162V160H52ZM55 161H56V160H55ZM71 161H72V160H70L69 162H71ZM116 161H120V160H116ZM217 161H218V160H217ZM235 161H236V159H235ZM239 161H240V160H239ZM251 161H252V160H251ZM16 162H17V161H16ZM36 162H38V161H36ZM92 162H93V161H92ZM94 162H96V161H94ZM94 162H93V163H94ZM221 162H222V161H221ZM226 162H227V161H226ZM230 162H231V161H230ZM230 162H229V163H230ZM11 163H12V162H10V164H11ZM72 163H74V162H72ZM85 163H87V162H85ZM120 163H121V162H120ZM172 163H173V162H172ZM219 163H220V161H219ZM222 163H223V162H222ZM245 163H246V162H245ZM41 164H42V162H41ZM45 164H48V163L45 162ZM49 164H51V163H49ZM57 164H59V163H57ZM104 164H105V163H104ZM165 164H166V163H165ZM174 164H175V163H174ZM223 164H225V163H223ZM227 164H228V162L226 163V165H227ZM234 164H235V163H234ZM22 165H23V164H22ZM22 165H21V166H22ZM30 165H32V164H30ZM52 165H53V163H52ZM91 165H92V164H91ZM107 165L109 166L110 164L107 162ZM220 165H221V164H220ZM231 165L233 166L232 163H231ZM238 165H239V164H238ZM24 166H25V165H24ZM60 166H61V164H60ZM60 166H59V167H60ZM73 166H74V165H73ZM156 166H157V165H156ZM168 166H169V165H168ZM168 166H167V167H168ZM236 166H237V165H236ZM0 167H1V166H0ZM33 167L35 168L36 165L33 166ZM45 167H46V165H45ZM56 167H57V166H56ZM86 167H87V166H86ZM88 167H90V166L88 165ZM88 167H87V168H88ZM104 167H105V166H104ZM104 167H103V168H104ZM158 167H159V166H158ZM226 167H227V166H226ZM14 168H15V167H14ZM14 168L11 167V169H14ZM21 168H22V167H21ZM26 168H27V167H26ZM36 168H38V167H36ZM36 168H35V170H36ZM57 168H58V167H57ZM87 168H86L85 172L88 171ZM94 168H95V167H94ZM98 168L100 169V166H99V165H98ZM106 168H107V167H106ZM109 168H111V167H109ZM109 168H108V169H109ZM162 168H163V167H162ZM221 168H222V167H221ZM5 169H6V168H5ZM22 169H23V168H22ZM39 169H41V167H40ZM58 169H59V168H58ZM68 169H69V168H68ZM82 169H85V167L82 168ZM89 169H90V168H89ZM123 169H124V168H123ZM24 170H25V169H24ZM59 170H60V169H59ZM80 170H81V169H80ZM96 170H97V169H96ZM101 170H102V169H101ZM111 170H112V168H111ZM164 170H165V169H164ZM173 170H174V169H173ZM228 170H229V169H228ZM2 171H3V170H2ZM8 171H9V169H8ZM20 171H21V170H20ZM31 171H32V170H31ZM37 171H38V170H37ZM40 171H42V169H41ZM44 171H45V170H44ZM52 171H53V168H52ZM97 171H98V170H97ZM104 171H105V170H104ZM106 171H107V170H106ZM109 171H110V169H109ZM118 171H120V170H118ZM129 171H130V170H129ZM171 171H172V170H171ZM216 171H217V170H216ZM221 171L223 172V170H221ZM229 171H230V170H229ZM10 172H11V171H10ZM42 172H43V171H42ZM68 172H69V171H68ZM75 172H76V176H77V172H79V171L75 170ZM80 172H82V171H80ZM83 172H84V170H83ZM88 172H89V171H88ZM90 172L94 173L93 171H90ZM107 172H108V171H107ZM137 172H138V171H137ZM164 172H165V171H163V174H164ZM219 172H220V171H219ZM30 173H31V172H30ZM30 173H29V174H30ZM32 173H33V172H32ZM45 173H46V172H45ZM161 173H162V172H161ZM220 173H221V172H220ZM220 173H219V174H220ZM20 174H21V172H20ZM26 174H27V173H26ZM39 174H40V173H39ZM99 174H100V173H99ZM113 174H114V173H113ZM115 174H116V173H115ZM115 174H114V175H115ZM172 174H173V173H172ZM259 174H260V173H259ZM51 175H52V174H51ZM51 175H50V177H48V178H52ZM61 175H63V174H61ZM66 175H67V174H66ZM74 175H75V174H74ZM79 175H81V174H78V177H77V178H79ZM83 175H84V174H83ZM94 175H95V174H94ZM143 175H144V174H143ZM216 175H217V173H216ZM248 175H249V174H248ZM39 176H40V175H39ZM76 176H75V177H76ZM85 176H86V175H85ZM220 176H221V175H220ZM220 176H219V177H220ZM18 177H19V176H18ZM69 177H70V176H69ZM69 177H68V178H69ZM89 177H90V176H89ZM142 177H143V176H142ZM163 177L165 178V176H163ZM167 177H168V176H167ZM216 177H217V176H216ZM11 178H13V177H11ZM36 178H37V176H36ZM53 178H56V177H53ZM60 178H61V177H60ZM77 178H75L74 180H78ZM221 178H222V177H221ZM245 178H246V177H245ZM22 179H23V178H22ZM40 179H41V177H40ZM43 179H44V177H43ZM43 179H41V180H43ZM61 179H62V178H61ZM64 179H65V178H64ZM71 179H72V178H70V180H71ZM81 179H82V178H81ZM99 179H100V177H99ZM169 179H170V178H169ZM169 179H168V180H169ZM45 180H46V179H45ZM53 180H54V179H53ZM58 180H59V179H58ZM86 180H87V177H86ZM100 180H101V179H100ZM249 180H250V179H249ZM25 181H26V180H25ZM27 181H29V179H28ZM34 181H35V180H34ZM65 181H66V180H65ZM79 181H80V180H79ZM127 181H128V180H127ZM155 181H156V180H155ZM157 181H158V180H157ZM214 181H217V180H214ZM46 182H48V181H46ZM52 182H53V181H52ZM67 182H68V181H67ZM112 182H114V181H112ZM118 182H119V181H118ZM118 182H117V183H118ZM172 182H174V181H172ZM260 182H261V181H260ZM0 183H1V182H0ZM12 183L14 184V182H12ZM43 183H44V182H43ZM48 183H49V182H48ZM59 183H60V182H59ZM69 183H70V182H68V184L66 183V184H67V187H68ZM76 183L78 184V181H77ZM114 183H115V182H114ZM216 183H217V182H216ZM221 183H223V182H221ZM19 184H20V183H19ZM61 184H62V183H61ZM66 184H65V185H66ZM93 184H95V183H93ZM115 184H116V183H115ZM167 184H168V183H167ZM212 184H213V182H212ZM254 184H255V183H254ZM1 185H2V184H0V187H1ZM8 185H9V184H8ZM17 185H18V184H17ZM22 185H23V184H22ZM46 185H48V184L46 183ZM62 185H64V184H62ZM62 185H60V186H62ZM65 185H64V186H65ZM72 185H73V183H72ZM74 185H75V183H74ZM78 185H81V184H78ZM85 185H86V184H85ZM91 185H92V184H91ZM137 185H138V184H137ZM137 185H136V186H137ZM161 185H162V183H161ZM170 185H171V184L169 183L168 186H170ZM175 185H176V184H175ZM214 185H215V183H214ZM252 185H253V184H252ZM25 186H26V185H25ZM27 186L29 187V185H27ZM36 186H37V185H36ZM43 186H45V185H43ZM55 186H56V185H55ZM55 186H53V187H55ZM69 186H71V185H69ZM83 186H84V185H83ZM89 186H90V185H89ZM113 186H114V185H113ZM230 186H231V185H230ZM11 187H13V186H10V189H12ZM28 187H26V188H28ZM62 187H63V186H62ZM87 187H88V186H87ZM117 187L121 188V187L118 186V185H117ZM142 187H143V186H142ZM148 187H149V186H148ZM162 187H164V186L162 185ZM203 187H204V186H203ZM225 187H226V184H225ZM7 188H8V187H7ZM13 188H14V187H13ZM15 188H16V187H15ZM37 188H39V187L37 186ZM56 188H57V186L55 187V189H56ZM58 188H59V187H58ZM65 188H66V187H65ZM65 188H61V189H65ZM133 188H134V187H133ZM151 188H152V187H151ZM206 188H207V187H205V188H202V187H201L199 190H201V191L203 192V191L207 190ZM72 189H74V187H73ZM82 189H83V188H82ZM84 189H85V188H84ZM109 189H110V188H109ZM111 189H112V188H111ZM113 189H114V188H113ZM121 189H122V188H121ZM131 189H132V188H131ZM143 189H144V187H143ZM170 189H171V187H170ZM202 189H204V190H202ZM208 189H209V188H208ZM14 190H15V189H13V191H14ZM50 190H51V189H50ZM53 190H54V189H53ZM58 190H59V189H58ZM75 190H76V189H75ZM86 190H87V189H86ZM122 190H123V189H122ZM140 190L142 191V189H140ZM145 190H146V189H145ZM175 190H176V189H175ZM175 190H174V191H175ZM218 190H219V189H218ZM0 191H1V190H0ZM6 191H7V190H6ZM10 191H11V190H10ZM10 191H8V192L10 193ZM36 191H37V189H36ZM69 191H70V190H68V193L70 194ZM76 191H77V190H76ZM90 191H91V190H90ZM113 191H114V190H113ZM113 191H112V192H113ZM115 191H116V190H115ZM130 191H131V190H130ZM134 191H135V190H134ZM201 191H200V192H201ZM220 191H221V190H220ZM40 192H41V188H40ZM65 192H66V191H65ZM72 192H74V190H73ZM87 192H88V191H87ZM109 192H110V191H109ZM118 192H119V191H118ZM136 192H138V191L136 190ZM145 192H146V191H145ZM209 192H210V191H209ZM0 193H1V192H0ZM15 193H16V192H15ZM49 193L52 194V192H50V191H49ZM54 193H55V192H53V194H54ZM59 193L61 194L62 192H59ZM59 193H58V194H59ZM78 193H79V191H78ZM81 193H82V192H80V195H81ZM85 193H86V192H85ZM85 193H84V194H85ZM113 193H114V192H113ZM138 193H140V192H138ZM150 193H151V192H150ZM162 193H163V192H162ZM165 193H166V192H165ZM203 193H205V192H203ZM12 194H13V193H12ZM20 194H21V193H20ZM23 194H25V193H23ZM45 194H47V193H45ZM45 194H44V195H45ZM51 194H50V195H51ZM65 194H66V193H65ZM148 194H149V192H148ZM163 194H164V193H163ZM168 194H169V193H168ZM170 194H171V193H170ZM182 194H183V192H182ZM182 194H179V195H182ZM18 195H19V194H18ZM25 195H27V194H25ZM40 195H41V194H40ZM44 195H42V196H44ZM54 195H55V194H54ZM63 195H64V194H63ZM80 195H79V196H80ZM120 195L122 196L121 193H120ZM123 195H124V193H123ZM206 195H207V194H206ZM210 195H211V194H210ZM6 196H7V195H6ZM15 196H16V195H14V197H15ZM45 196H46V195H45ZM47 196H48V194H47ZM47 196H46V197H47ZM58 196H59V195H58ZM76 196H77V195H76ZM99 196H101V195H99ZM118 196H119V195H118ZM138 196H139V195H138ZM191 196H192V195H191ZM23 197H24V195H23ZM33 197H34V196H33ZM48 197H50V196H48ZM53 197L57 198L56 195L53 196ZM59 197H61V196H59ZM65 197H67V196L65 195ZM73 197H74V196H73ZM168 197H169V196H168ZM180 197H181V196H180ZM202 197H203V196H202ZM6 198H7V197H6ZM63 198H64V197H63ZM69 198L72 199L71 197H69ZM113 198H114V197H113ZM117 198H118V197H117ZM139 198H140V197H139ZM143 198H144V197H143ZM153 198H154V197H153ZM181 198H182V197H181ZM186 198H188V196H187ZM191 198H192V197H191ZM194 198H195V197H194ZM218 198H219V197H218ZM233 198H234V197H233ZM21 199H22V198H21ZM29 199H31V198H29ZM47 199H49V198H47ZM61 199H62V198H61ZM61 199H60V200H61ZM64 199H65V198H64ZM70 199H69V200H70ZM77 199H78V197H76L74 200H77ZM88 199H89V198H88ZM107 199H108V198H107ZM107 199H106V200H107ZM121 199H122V197H121ZM126 199H127V198H126ZM135 199H137V198H135ZM150 199H151V197H150ZM155 199H156V198H155ZM176 199H177V198H176ZM176 199H175V200L173 199V201H176ZM184 199H185V198H183V200H184ZM205 199H206V198H205ZM1 200H2V199H1ZM10 200H11V199H10ZM18 200H19V199H18ZM56 200H58V198L55 199V201H56ZM72 200H73V199H72ZM72 200H70V203H71ZM130 200H132V199H130ZM130 200H129V201H130ZM166 200H168V199H166ZM179 200H180V199H179ZM179 200H177V202H178ZM185 200H186V199H185ZM185 200H184V202H185ZM188 200H189V199H188ZM188 200H187V201H188ZM191 200L194 202L193 199H191ZM191 200H189V201H191ZM3 201H4V199H3ZM55 201H53V202L55 203ZM58 201H59V200H58ZM103 201H104V200H103ZM108 201L110 202V199H109ZM146 201L149 202L148 200H146ZM152 201H153V200H152ZM189 201H188V203H189ZM195 201H197V199H196ZM0 202H1V201H0ZM13 202H14V201H13ZM21 202H22V201H21ZM48 202H49V201H48ZM84 202H85V201H84ZM104 202H105V201H104ZM120 202H121V201H120ZM133 202H134V201H133ZM133 202H131V203H133ZM138 202H139V200H138ZM164 202H165V201H164ZM166 202H167V201H166ZM7 203H8V202H7ZM51 203H52V202H51ZM113 203H114V202H113ZM117 203H118V200H117ZM117 203H115V205H116ZM188 203H187V204H188ZM5 204H6V203H5ZM15 204H16V203H15ZM29 204H30V202H29ZM29 204H28V205H29ZM55 204H56V203H55ZM62 204H64V203L62 202ZM62 204H61V205H62ZM73 204H74V203H73ZM76 204H77V203H76ZM127 204L129 205V203H127ZM142 204H143V203H142ZM174 204H175V202H174ZM174 204H173V206H174ZM202 204H203V203H202ZM6 205H8V204H6ZM10 205H11V204H10ZM10 205H9V206H10ZM16 205H17V204H16ZM23 205H24V203H23ZM31 205H32V204H31ZM39 205H42V204H39ZM52 205H53V203H52ZM68 205H69V204H68ZM68 205H67V206H68ZM111 205H112V204H111ZM136 205H137V203H136ZM136 205L134 204V206H136ZM140 205H141V204H140ZM171 205H172V204H171ZM171 205H170V206H171ZM175 205H176V204H175ZM179 205H180V204H179ZM210 205H211V204H210ZM9 206H8V207H9ZM53 206H54V205H53ZM57 206L59 207V203L57 204ZM63 206H64V205H63ZM63 206H62V207H63ZM108 206H109V205H108ZM120 206H121V205H119V207H120ZM130 206H132V205H130ZM170 206H169V208H172V207H173V206H171V207H170ZM177 206H178V205H177ZM8 207H7V209H8ZM12 207H13V206H12ZM12 207L10 206V208H9L11 211L13 210ZM18 207L20 208V206H18ZM41 207H42V206H41ZM41 207H40V208H41ZM54 207L56 208V205H55ZM58 207H57V208H58ZM60 207H61V206H60ZM62 207H61V208H62ZM81 207H82V206H81ZM101 207H102V205H101ZM101 207H100V209H101ZM117 207H118V205H117ZM119 207H118V209H119ZM126 207H127V206H126ZM142 207H143V206H142ZM149 207H150V206H149ZM181 207H182V205H181ZM185 207H187V206H185ZM4 208H5V207H3V209H4ZM11 208H12V209H11ZM14 208H15V207H14ZM49 208H50V207H49ZM63 208L65 209V207H63ZM82 208H83V207H82ZM93 208H94V207H93ZM139 208H140V207H139ZM167 208H168V207H167ZM167 208H166V211H167ZM174 208H175V207H174ZM187 208H188V207H187ZM187 208L184 209V207H183L184 210H187ZM216 208H217V207H216ZM17 209H18V208H17ZM22 209H23V207H22ZM22 209H21V210H22ZM26 209H27V208H26ZM58 209H59V208H58ZM88 209H91V208H88ZM113 209H114V208H113ZM118 209H117V211H118ZM121 209H122V207H121ZM123 209H125V208H123ZM179 209H181V208L179 207ZM198 209H199V208H198ZM4 210H6V208H5ZM10 210H8V211H10ZM14 210H15V209H14ZM18 210H20V209H18ZM66 210H67V209H66ZM106 210H107V209H106ZM111 210H112V209H111ZM114 210H115V209H114ZM129 210H130V209H129ZM134 210H135V209H134ZM177 210H178V209H177ZM11 211H10V212H11ZM22 211H23V210H22ZM31 211H32V210H31ZM67 211H68V210H67ZM67 211H66V213H68ZM77 211H78V210H77ZM108 211H110V210H108ZM115 211H116V210H115ZM125 211H128V209H126ZM136 211H137V210H136ZM145 211H146V210H145ZM150 211H151V210H150ZM152 211H153V210H152ZM166 211H165V212H166ZM181 211H182V210H181ZM191 211H192V210H191ZM14 212H15V211H14ZM26 212H27V211H25V213H26ZM56 212H58L57 209H56L55 213H56ZM60 212H61V211H60ZM96 212H97V211H96ZM103 212H104V211H103ZM110 212H111V211H110ZM130 212H133V211L131 210ZM130 212H128V213H130ZM169 212L172 213L171 209H169ZM177 212H178L177 214H179V210H178ZM6 213H7V212H6ZM16 213H17V211H16ZM20 213H23V212H20ZM28 213H30V212H28ZM44 213L46 214V213H48V212L46 211V212H44ZM49 213H51V212H49ZM72 213H73V212H72ZM79 213H81V212H79ZM100 213H101V211H100ZM113 213H114V212H113ZM125 213H126V212H125ZM128 213H126L127 218H129L128 215H127ZM136 213H137V212H136ZM181 213H184V212H181ZM2 214H3V213H2ZM9 214H10V213H9ZM35 214H36V213H35ZM45 214H44V215H45ZM101 214H103V213H101ZM114 214H118V213L115 212ZM121 214H122V215H125V214H123V213H121ZM154 214H156V213H154ZM159 214H160V213H158V216H159ZM162 214H164V213H162ZM166 214L168 215L169 213H168V212L165 213V214H164V218H165ZM207 214H209V213H207ZM7 215H8V214H7ZM24 215H25V214H24ZM26 215H27V213H26ZM26 215H25L24 217H23V216H22V217H23L24 219H25V218H29V215H27V217H26ZM31 215H32V214H31ZM44 215H43V217H45ZM48 215L50 216V214H48ZM52 215H54V214H52ZM52 215H51V216H52ZM56 215H57V213H56ZM58 215H59V218H58V219H60V217H61L60 215H61V214L58 213ZM58 215H57V216H58ZM109 215H111V214H109ZM122 215H121V216H122ZM130 215H132V214H130ZM134 215H135V214H134ZM134 215H133V216H134ZM138 215H139V213H138ZM173 215H174V214H173ZM173 215H172V216H173ZM12 216H13V215H12ZM14 216H15V215H14ZM16 216H17V214H16ZM18 216H19V215H18ZM37 216H38V215H37ZM62 216H63V215H62ZM84 216H85V215H84ZM114 216H115V215H114ZM151 216H152V215H151ZM168 216H169V215H168ZM168 216H166V217H167V220H168V218H169V219L172 218L171 215H170L169 217H168ZM175 216H176V214L173 216L174 219H176ZM65 217H66V216H65ZM93 217H94V216H93ZM104 217H107V216H104ZM115 217H116V216H115ZM130 217H131V216H130ZM135 217H136V216H135ZM160 217H161V216H160ZM1 218H3V217H1ZM5 218H6V217H5ZM11 218H12V217H11ZM36 218H37V217H36ZM54 218H56V217H54ZM83 218H84V217H83ZM108 218H109V217H108ZM112 218H114V217H112ZM157 218L160 219L159 217H157ZM161 218H162V217H161ZM18 219H20V217H19ZM33 219H35V216L33 217ZM48 219H49V218H48ZM69 219H70V218H69ZM119 219H120V218H119ZM125 219H126V218H125ZM141 219H142V218H141ZM158 219H157V220H158ZM0 220H1V219H0ZM6 220H7V219H6ZM6 220L3 219L4 223H6V222L8 223V222H9V220H7V221H6ZM28 220H29V219H28ZM28 220H26V221H28ZM31 220H32V219H31ZM35 220H36V219H35ZM37 220H38V219H37ZM39 220H40V218H39ZM39 220H38L37 222H39ZM41 220H42V223H41V224H43L45 220H44V221H43V219H41ZM41 220H40V221H41ZM129 220H130V219H129ZM138 220L140 221V219H138ZM145 220H147V219H145ZM148 220H149V219H148ZM209 220H210V219H209ZM5 221H6V222H5ZM19 221H20V220H19ZM19 221H17V223H20ZM26 221H25V222H26ZM48 221H49V220H48ZM48 221H47V222H48ZM89 221H90V220H89ZM105 221H106V220H105ZM107 221H108L109 223L112 222L111 219H110V221H109V220H107ZM141 221H142V220H141ZM150 221H151V220H150ZM154 221H155V220H154ZM159 221H160V220H159ZM161 221H162V220H161ZM163 221H164V220H163ZM165 221H166V220H165ZM14 222H16V220H14ZM47 222H46V224H47ZM50 222H51V224H52V222L57 223V221H56V222H55V221H50ZM125 222H126V221H125ZM142 222H143V224L145 223L144 221H142ZM167 222H169V221H167ZM167 222H165V223H167ZM11 223H12V221H11ZM39 223H40V222H39ZM82 223H83V221H82ZM92 223H93V222H92ZM129 223H130V222H129ZM148 223H149V222H148ZM148 223H146V225H147ZM156 223H157V222H156ZM20 224H21V223H20ZM28 224H29V223H28ZM48 224L50 225V223H48ZM58 224H60V223L58 222ZM72 224H73V223H72ZM93 224H94V223H93ZM116 224H117V223H116ZM121 224H122V223H121ZM141 224H142V223H141ZM149 224H150V223H149ZM163 224H164V222L161 223V225H163ZM185 224H186V223H185ZM249 224H250V223H249ZM3 225H4V224H3ZM3 225H2V227H4ZM16 225H17V224H16ZM18 225H19V224H18ZM53 225H54V224H53ZM88 225H89V224H88ZM126 225H128V224H126ZM144 225H145V224H144ZM166 225H168V224H166ZM166 225H164V226L166 227ZM246 225H247V224H246ZM14 226H15V225H14ZM41 226H42V225H41ZM43 226H44V224H43ZM50 226H51V225H50ZM57 226H58V225H57ZM84 226H85V225H84ZM148 226H149V225H148ZM252 226H253V225H252ZM6 227H7V225H6ZM23 227H24V226H23ZM45 227H46V225H45ZM129 227H130V226H129ZM137 227H139V224L137 225ZM158 227H159V225H158ZM178 227H179V226H178ZM191 227H192V226H191ZM253 227H254V226H253ZM7 228H8V227H7ZM10 228H11V227H10ZM24 228H25V227H24ZM48 228H49V226H48ZM53 228H55V227H53ZM58 228H59V226H58ZM113 228H114V227H113ZM132 228H133V227H132ZM132 228H131V229H132ZM154 228H155V227H154ZM249 228H250V227H249ZM36 229L39 230V228H36ZM45 229H46V228H45ZM102 229H103V228H102ZM131 229H129V230H131ZM134 229H136V227L133 228V230H134ZM142 229H143V228H141L140 230H142ZM166 229H168V228H167V227L164 228V230H166ZM184 229H185V228H184ZM197 229H198V228H197ZM202 229H203V228H202ZM250 229L253 230V228H250ZM40 230H41V229H40ZM47 230H48V229H47ZM54 230H55V229H54ZM85 230H86V229H85ZM138 230H139V228H138ZM145 230H146V229H145ZM147 230H148V229H147ZM161 230H162V228H161ZM199 230H200V228H199ZM17 231H18V230H17ZM17 231H16V232H17ZM110 231H111V230H110ZM114 231H115V228H114L113 232H114ZM154 231H155V230H154ZM154 231L152 230L151 233L153 232L154 236H156L155 233H154ZM156 231H157V230H156ZM166 231H167V230H166ZM166 231H165V232H166ZM240 231H241V230H240ZM248 231H249V230H247V232H248ZM13 232H14V231H13ZM39 232H40V231H39ZM98 232H99V234H100V231H98ZM158 232H159V231H158ZM162 232H163V231H162ZM165 232H163V233H165ZM168 232H169V231H168ZM171 232H172V231H171ZM171 232H170V233H171ZM47 233H48V232H47ZM47 233H44L43 235H45V234H47ZM50 233H51V232H50ZM137 233H138V232H136V234H137ZM146 233H147V232H146ZM170 233H168V234L170 235ZM114 234H115V232H114ZM157 234H158V233H157ZM180 234H181V233H180ZM8 235H9V234H8ZM47 235H48V234H47ZM51 235H52V234H51ZM51 235H50V236H51ZM91 235H92V234H91ZM130 235H131V233H130ZM16 236H17V235H16ZM99 236H100V235H99ZM132 236H133V235H132ZM134 236H135V235H134ZM140 236H141V235H140ZM140 236H139V237H140ZM147 236H148V235H147ZM147 236H146V237H147ZM171 236H172V235H171ZM171 236H170V237H171ZM241 236H242V235H241ZM3 237H4V236H3ZM130 237H131V236H130ZM165 237H166V236H165ZM167 237H168V236H167ZM170 237H169V240H170ZM179 237H180V236H179ZM207 237H209V236H207ZM19 238H20V237H19ZM31 238H32V237H31ZM31 238H28L27 240H29V239H31ZM83 238H84V237H83ZM126 238H127V237H126ZM132 238H133V237H132ZM134 238H135V237H134ZM136 238H138V237H136ZM149 238H150V237H149ZM151 238H152V237H151ZM153 238H155V237H153ZM173 238H174V240H176L175 237H173ZM180 238H181V237H180ZM184 238H185V237H184ZM15 239H16V238H15ZM33 239H34V237H33ZM100 239H101V238H100ZM120 239H121V238H120ZM140 239H141V238H140ZM140 239H139V240H140ZM208 239H209V238H208ZM22 240H23V239H22ZM25 240H26V239H25ZM34 240H38V239H34ZM91 240H94V239H91ZM96 240H97V239H96ZM139 240H138V241H139ZM141 240H143V239H141ZM159 240H160V239H159ZM31 241H32V240H31ZM68 241H69V240H68ZM94 241H95V240H94ZM99 241H100V240H99ZM120 241H121V240H120ZM124 241H125V240H124ZM133 241H136V240H133ZM143 241H144V240H143ZM204 241H205V239H204ZM22 242H23V241H22ZM32 242H33V241H32ZM118 242H119V241H118ZM129 242H130V241H129ZM141 242H142V241H141ZM2 243H4V242H2ZM26 243H28V242H26ZM102 243H103V242H102ZM139 243H140V242H139ZM139 243H138V244H139ZM171 243H174V242H173V239H172V242H171ZM190 243H191V242H190ZM4 244H5V243H4ZM36 244H37V243H36ZM43 244H44V243H43ZM47 244H48V243H47ZM121 244H122V241H121ZM134 244H135V242H134ZM134 244H133V245H134ZM138 244H137V245H138ZM183 244H184V243H183ZM191 244H192V243H191ZM204 244H205V242H204ZM5 245H7V243H6ZM14 245H15V244H14ZM18 245H19V244H18ZM20 245H22V244H20ZM45 245H46V244H45ZM106 245H109V244L106 243ZM131 245H132V242H131ZM133 245H132V246H133ZM140 245H141V244H140ZM192 245H193V244H192ZM196 245H197V244H196ZM8 246H11V245L8 244ZM37 246H38V245H37ZM40 246H42V243L39 244V247H40ZM66 246H68V245H66ZM127 246H129V245H127ZM135 246H136V245H135ZM174 246H175V245H174ZM202 246H203V242H202ZM262 246H263V245H262ZM26 247H27V246H26ZM55 247H56V246H55ZM87 247H88V246H87ZM114 247H115V246H114ZM200 247H201V246H200ZM13 248H14V246H13ZM42 248H43V246H42ZM110 248H112V247H110ZM137 248H139V247H137ZM193 248H195V247L193 246ZM257 248H258V247H257ZM34 249H37V248H34ZM79 249H80V248H79ZM127 249H129V247H127ZM127 249H126V250H127ZM131 249H132V248H131ZM140 249H141V248H140ZM184 249H185V248H184ZM221 249H223V248H221ZM263 249H264V247H263ZM40 250H41V249H40ZM77 250H78V248H77ZM83 250H84V249H83ZM93 250H95V249H93ZM100 250H101V249H100ZM116 250H117V249H116ZM118 250H120V248H119ZM193 250H194V249H193ZM203 250H204V248H203ZM27 251H28V249H27ZM36 251H37V250H36ZM66 251H67V250H66ZM120 251H121V250H120ZM142 251H143V250H142ZM196 251H197V250H196ZM219 251H220V250H219ZM253 251H254V250H253ZM62 252H63V251H62ZM110 252H111V250H110ZM191 252H192V251H191ZM194 252H195V250H194ZM200 252H201V251H200ZM215 252H216V251H215ZM5 253H6V252H5ZM40 253H41V251H40ZM54 253H55V252H54ZM58 253H59V252H58ZM82 253H83V252H82ZM115 253H117V252H115ZM123 253H124V252H123ZM261 253H263V252H261ZM34 254H35V253H34ZM50 254H51V253H50ZM109 254H110V253H109ZM133 254H134V253H133ZM135 254H136V253H135ZM129 255H130V253H129ZM176 255H177V254H176ZM65 256H66V254H65ZM68 256H69V255H68ZM120 256H121V254H119V257H120ZM122 256H123V255H122ZM180 256H181V255H180ZM24 257H25V256H24ZM60 257H61V255H60ZM101 257H102V256H101ZM128 257H129V256H128ZM201 257H202V255H201ZM25 258H26V257H25ZM62 258H63V256H62ZM110 258H111V257H110ZM115 258H116V257H115ZM139 258H140V257H139ZM141 258H142V257H141ZM141 258H140V259H141ZM192 258H193V257H192ZM203 258H204V257H203ZM203 258H201V259H203ZM8 259H9V258H8ZM52 259H53V257H52ZM131 259H132V258H131ZM195 259H196V258H195ZM257 259H258V258H257ZM262 259H264V258H262ZM65 260H67V259H65ZM259 260H260V259H259ZM68 261H69V260H68ZM160 261L163 262V260H160ZM166 261H167V260H166ZM5 262H6V261H5ZM35 262H36V261H34L33 263H35ZM38 262H40V261L38 260ZM38 262H37V264H38ZM33 263H32V264H33ZM55 263H56V262H55ZM157 263H158V262H157ZM165 263L167 264V262H165ZM42 264H43V263H42ZM158 264H159V263H158ZM162 264H164V262H163Z\"/></svg>", "mask_w": 264, "mask_h": 264}]
</instances>
